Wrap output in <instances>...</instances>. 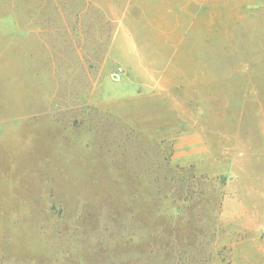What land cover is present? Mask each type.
<instances>
[{
	"label": "rangeland",
	"instance_id": "obj_1",
	"mask_svg": "<svg viewBox=\"0 0 264 264\" xmlns=\"http://www.w3.org/2000/svg\"><path fill=\"white\" fill-rule=\"evenodd\" d=\"M0 23V264H264V0Z\"/></svg>",
	"mask_w": 264,
	"mask_h": 264
},
{
	"label": "crops",
	"instance_id": "obj_2",
	"mask_svg": "<svg viewBox=\"0 0 264 264\" xmlns=\"http://www.w3.org/2000/svg\"><path fill=\"white\" fill-rule=\"evenodd\" d=\"M4 30H3V25L0 23V37H4Z\"/></svg>",
	"mask_w": 264,
	"mask_h": 264
}]
</instances>
